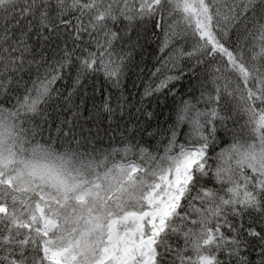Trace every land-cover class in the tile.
Returning <instances> with one entry per match:
<instances>
[{"label":"snow or ice","instance_id":"6c2138e0","mask_svg":"<svg viewBox=\"0 0 264 264\" xmlns=\"http://www.w3.org/2000/svg\"><path fill=\"white\" fill-rule=\"evenodd\" d=\"M146 19L162 69L210 74V110L140 167L58 151L59 102L118 82ZM0 264H264V0H0Z\"/></svg>","mask_w":264,"mask_h":264},{"label":"trees","instance_id":"16d2710c","mask_svg":"<svg viewBox=\"0 0 264 264\" xmlns=\"http://www.w3.org/2000/svg\"><path fill=\"white\" fill-rule=\"evenodd\" d=\"M128 31L132 39L115 45V52L124 55L118 82L101 71L83 82L71 106L59 102L60 109L69 114V127L64 129L69 138L56 142L59 150L87 152L103 157L109 165L133 162L140 167L150 158L166 155L172 134L188 129L187 122L180 120L182 109L207 111L212 107L209 98L214 86L203 67L198 69L193 60L180 68L162 69L163 34L153 28L151 20L141 21L135 32ZM158 70L164 77L178 78L167 88L150 90L159 82Z\"/></svg>","mask_w":264,"mask_h":264},{"label":"rangeland","instance_id":"374dc122","mask_svg":"<svg viewBox=\"0 0 264 264\" xmlns=\"http://www.w3.org/2000/svg\"><path fill=\"white\" fill-rule=\"evenodd\" d=\"M122 166L127 167V168H131V167H134V166L135 167H139L137 164H127V165L126 164H124V165L122 164Z\"/></svg>","mask_w":264,"mask_h":264},{"label":"clouds","instance_id":"9594fccd","mask_svg":"<svg viewBox=\"0 0 264 264\" xmlns=\"http://www.w3.org/2000/svg\"><path fill=\"white\" fill-rule=\"evenodd\" d=\"M58 151H61V150L58 149Z\"/></svg>","mask_w":264,"mask_h":264}]
</instances>
